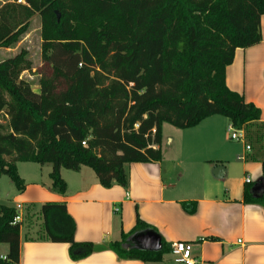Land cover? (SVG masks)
I'll use <instances>...</instances> for the list:
<instances>
[{
  "label": "trees",
  "instance_id": "obj_1",
  "mask_svg": "<svg viewBox=\"0 0 264 264\" xmlns=\"http://www.w3.org/2000/svg\"><path fill=\"white\" fill-rule=\"evenodd\" d=\"M17 1L0 5V49H13L37 16L41 59L50 69L35 93L22 78L32 70L26 50L0 62V178L17 192L25 187L18 163L49 165L58 195L66 192L62 169L86 167L102 187H125L126 165L161 161L163 124L185 130L222 116L245 139L264 127L259 109L225 83L234 52L261 40L264 0ZM263 137L257 130L256 142ZM242 202L264 206V194L253 198L246 186ZM182 207L195 211V203ZM16 215L15 206L0 203V264L19 262ZM37 217L39 238L67 243L72 260L94 251L74 242L63 203L41 204ZM142 230L153 229L136 217L130 233L108 247L123 259L160 261L164 244L157 253L125 248Z\"/></svg>",
  "mask_w": 264,
  "mask_h": 264
},
{
  "label": "crops",
  "instance_id": "obj_2",
  "mask_svg": "<svg viewBox=\"0 0 264 264\" xmlns=\"http://www.w3.org/2000/svg\"><path fill=\"white\" fill-rule=\"evenodd\" d=\"M260 35L258 44L234 52L225 83L259 109L264 125V15ZM216 118L185 130L164 132L162 125L161 161L126 165L125 187H102L86 167L78 172L62 169L66 192L58 195L50 190V167H30L29 173L18 163L25 187L10 204L21 207L18 264H171L169 246L175 242L194 244L196 264H264V206L242 202L244 188L251 189L264 176V155L246 139L239 146L222 144L225 121ZM255 129L264 134V127ZM44 203L65 205L74 223V242L92 244L90 255L72 260L67 243L39 238L37 212ZM187 203H195L191 214L182 207ZM136 217L167 247L160 261L123 259L108 247L130 233Z\"/></svg>",
  "mask_w": 264,
  "mask_h": 264
},
{
  "label": "rangeland",
  "instance_id": "obj_3",
  "mask_svg": "<svg viewBox=\"0 0 264 264\" xmlns=\"http://www.w3.org/2000/svg\"><path fill=\"white\" fill-rule=\"evenodd\" d=\"M11 1L12 0H0V5L6 2H11ZM22 49L28 52V57L30 61L32 62V70L30 72H24L22 74V78L26 80L31 85L32 90L35 93H37L39 91L38 83L41 77L45 75L50 76L49 66L44 64L41 59L40 21L37 16L32 18V20L30 21L28 33L21 39V41L18 44H16V46L13 49L11 50L0 49V62L2 60H5L7 58L17 55ZM216 119H220V121H225L224 128L221 129V133H220V138H221L220 142L222 144L224 142L226 145L239 146L240 145L239 142L231 140L230 138L233 131L230 132L229 130H227L229 127L228 120L222 116H217ZM0 123L5 124V120L3 118H0ZM166 130L177 131V130H174L172 126L168 124H163V131L166 132ZM255 138H256V130L255 128H253L250 132V139H246V141L248 144H252L254 146L253 147L254 150L259 152L260 155L263 156L264 155V138L259 143L256 142ZM161 146H162V141H161ZM19 167H20V170H22L23 167L27 168V171L30 173V167H33L35 169L41 166H37L36 164H31V163H23V164H20ZM45 167H50V166L46 165ZM63 171H68V170L63 169ZM66 173H70V172H66ZM16 194H17V190L15 189L14 185L11 183L9 178L7 176H2L0 178V203L12 204L13 198ZM125 244H126L125 248L127 245H130L128 241ZM129 248L131 250H134L131 248V246H129ZM2 249H5V246H3ZM134 251H137V250H134ZM138 252H141V251H138ZM164 256H166V254ZM171 264H173V261H171Z\"/></svg>",
  "mask_w": 264,
  "mask_h": 264
},
{
  "label": "water",
  "instance_id": "obj_4",
  "mask_svg": "<svg viewBox=\"0 0 264 264\" xmlns=\"http://www.w3.org/2000/svg\"><path fill=\"white\" fill-rule=\"evenodd\" d=\"M250 194L253 198H259L264 194V176L255 182L250 189ZM127 241L129 246L137 251L157 253L162 250L161 238L153 231L146 230L132 234Z\"/></svg>",
  "mask_w": 264,
  "mask_h": 264
},
{
  "label": "built area",
  "instance_id": "obj_5",
  "mask_svg": "<svg viewBox=\"0 0 264 264\" xmlns=\"http://www.w3.org/2000/svg\"><path fill=\"white\" fill-rule=\"evenodd\" d=\"M18 3L21 2V0L17 1ZM137 128V126H135ZM228 130L232 132L230 138L231 140L237 141V142H243L245 140L244 133L242 131L235 130L231 126L228 127ZM84 145V143H82ZM246 150H249V147H246ZM245 183H250L249 179H245ZM17 210V215L15 216L13 223L20 222L21 217L19 214V211L21 210L20 205L15 206ZM194 251V244L189 242H175L172 243L169 246V255L172 258V261L175 264H196L197 260L193 256Z\"/></svg>",
  "mask_w": 264,
  "mask_h": 264
}]
</instances>
